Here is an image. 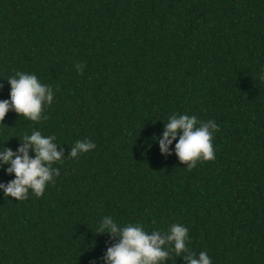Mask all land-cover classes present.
<instances>
[{"label":"trees","instance_id":"obj_1","mask_svg":"<svg viewBox=\"0 0 264 264\" xmlns=\"http://www.w3.org/2000/svg\"><path fill=\"white\" fill-rule=\"evenodd\" d=\"M16 72L51 85L53 103L39 122L10 111L0 151L35 129L65 157L42 197L0 189V264H105L118 242L95 232L106 215L183 224L213 264H264V0H0V100ZM173 114L216 122L215 159L188 171L179 137L162 154ZM86 139L94 150L68 156Z\"/></svg>","mask_w":264,"mask_h":264},{"label":"clouds","instance_id":"obj_2","mask_svg":"<svg viewBox=\"0 0 264 264\" xmlns=\"http://www.w3.org/2000/svg\"><path fill=\"white\" fill-rule=\"evenodd\" d=\"M76 70L82 72L83 65L77 64ZM261 79H264V74ZM8 81L11 85L10 99L0 100V124H4L10 111L33 122L44 119V108L53 103L52 86L42 83L36 74L27 72H16ZM217 131L219 127L215 121L201 122L196 116L173 114L168 117L163 138L157 139L162 154L168 155L170 146L179 137L175 143V154L191 171L198 161L215 159L212 141ZM20 140L22 146L18 150L5 148L0 151V164L10 165L7 172L15 176L7 184L0 183V189L5 197L18 201L27 199L30 190L36 197H42L46 187L60 175V169L53 165L62 162L65 156L57 150L59 145L54 135L45 136L34 129ZM95 148L96 144L90 139L78 140L68 156L77 158ZM30 151L35 153L34 157ZM95 232L118 238L117 243L108 247L105 264H167L172 253L183 257L186 264H213L207 251L198 255L189 251L191 236L189 228L183 224H171L167 230L153 229L149 232L140 223L122 224L113 216L106 215L99 221Z\"/></svg>","mask_w":264,"mask_h":264}]
</instances>
